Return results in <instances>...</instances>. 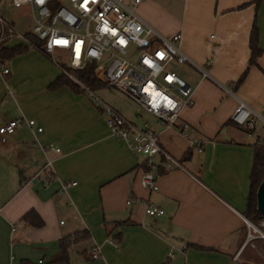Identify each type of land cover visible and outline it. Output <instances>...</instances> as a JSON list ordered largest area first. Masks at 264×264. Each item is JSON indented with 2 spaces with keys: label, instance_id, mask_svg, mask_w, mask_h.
<instances>
[{
  "label": "crops",
  "instance_id": "0c3cea01",
  "mask_svg": "<svg viewBox=\"0 0 264 264\" xmlns=\"http://www.w3.org/2000/svg\"><path fill=\"white\" fill-rule=\"evenodd\" d=\"M249 1L141 0L135 6L161 36L179 33L180 49L193 63L180 64L192 103L173 127L109 105L138 126L146 121L178 163L166 168L161 155L151 157L154 191L138 181L146 158L110 135L89 94L50 87L61 72L57 63L17 38L0 43L26 46L0 61V126L24 117L41 128L22 124L0 141V264H49L58 240L82 230L67 260L53 264H257L244 242L243 212L252 144L264 141V1L257 7ZM7 21L18 30L16 21ZM252 23L260 52L256 65H247ZM237 101L257 115L256 136L231 121ZM46 160L53 178L44 183ZM146 203L162 214H145ZM29 209L40 216V227L20 221Z\"/></svg>",
  "mask_w": 264,
  "mask_h": 264
},
{
  "label": "built area",
  "instance_id": "2783aa9c",
  "mask_svg": "<svg viewBox=\"0 0 264 264\" xmlns=\"http://www.w3.org/2000/svg\"><path fill=\"white\" fill-rule=\"evenodd\" d=\"M4 0H0L2 2ZM141 0H7L13 7L27 6L31 18L29 33L40 43L36 46L20 33L0 14V43L17 38L27 46L43 53L65 50L67 64L71 69H82L87 62H93V74L100 85L118 90L134 102L141 110L152 116L159 125L173 127L180 110L192 103V88L172 69L174 65L193 64L181 51L180 34L163 37L142 21L134 12ZM59 66V65H58ZM62 74L85 90L103 115L111 136L125 142L136 155L150 159L161 155L166 168L178 163L159 146L156 134L146 121L138 126L126 120L117 111L105 104L91 90L72 77L63 66ZM9 69L4 68L3 74ZM257 115L244 103L237 101L230 119L256 136L254 122ZM264 122V121H263ZM25 124L35 131L41 128L31 119L24 117L10 119L0 126V141L5 142L17 127ZM48 149H58L48 145ZM44 149H41L43 151ZM46 171L44 183L52 180L50 161L42 166ZM157 174L150 170L139 176V184L148 191L157 189ZM73 185L74 182L69 183ZM145 214L161 215L162 209L151 203L143 204ZM247 226L245 241L259 237L264 240V217L258 225H252L243 218ZM113 241V240H112ZM172 256L171 250L167 254ZM89 257H99L98 249L92 246Z\"/></svg>",
  "mask_w": 264,
  "mask_h": 264
},
{
  "label": "trees",
  "instance_id": "16d2710c",
  "mask_svg": "<svg viewBox=\"0 0 264 264\" xmlns=\"http://www.w3.org/2000/svg\"><path fill=\"white\" fill-rule=\"evenodd\" d=\"M264 0H251L248 3L253 4L255 7ZM245 5V4H244ZM243 6V5H242ZM27 39L36 46H40V43L35 39L30 33L26 34ZM26 46L20 45L13 48H8L0 46V61L10 59L15 55L23 51ZM248 50L249 57L247 65H256V58L259 55L260 50L257 47V30L255 25L252 23L249 34H248ZM246 70H244L239 76L237 82H239L245 75ZM72 74L74 77L85 87L91 89L100 87V82L97 80L93 74V62H87L82 69H72ZM60 85H67L72 90H78L80 87L70 80L67 76L60 74L57 78L50 84V87H58ZM146 161L142 164V170H147ZM264 178V141H256L252 144V164L248 179V192L246 196L245 210L243 212L244 217L256 221L260 214L255 209V190L259 182ZM20 221L28 226L40 227L42 225V220L40 216L32 209L27 210L20 217ZM85 231H78L72 235L62 237L58 240V251L49 259V264L65 262L67 260V249L73 243L81 240ZM90 258V257H89ZM23 264H29L23 261Z\"/></svg>",
  "mask_w": 264,
  "mask_h": 264
},
{
  "label": "rangeland",
  "instance_id": "374dc122",
  "mask_svg": "<svg viewBox=\"0 0 264 264\" xmlns=\"http://www.w3.org/2000/svg\"><path fill=\"white\" fill-rule=\"evenodd\" d=\"M0 14L5 18V20H14L16 21L18 31L20 33H23L25 31H28L31 26V18L29 14L28 8L24 6H20L18 8L8 5L7 0H4L0 2ZM66 51L65 50H53L50 53H47V56L57 63L59 66H63L65 71H67L72 77H74V74H72V69L69 68L67 64V58H66ZM172 69L179 75L180 78L185 80L187 78V71H185V67L181 65H174L172 66ZM92 93H94L100 100H103L105 104H108L110 106H114L116 108H121L122 110H125L126 112L131 113H140V115L144 116L146 113H144L134 102L129 100L127 97L122 95L118 90L101 86L91 89ZM148 115V114H147ZM146 117V116H144ZM142 118V117H141ZM141 122L143 120H140ZM257 132V130H255ZM258 138H261V135H257ZM247 221H249L252 225H258L259 218L256 221H252L245 217ZM247 233V226L244 225V239L245 235ZM246 249L255 250V258L257 264H264V240H262L259 237H253L246 242ZM251 253V252H250Z\"/></svg>",
  "mask_w": 264,
  "mask_h": 264
},
{
  "label": "water",
  "instance_id": "95a60500",
  "mask_svg": "<svg viewBox=\"0 0 264 264\" xmlns=\"http://www.w3.org/2000/svg\"><path fill=\"white\" fill-rule=\"evenodd\" d=\"M255 209L264 217V178L259 182L255 190Z\"/></svg>",
  "mask_w": 264,
  "mask_h": 264
}]
</instances>
